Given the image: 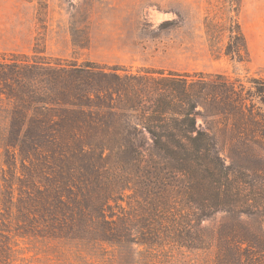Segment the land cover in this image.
<instances>
[{
	"label": "trees",
	"instance_id": "1",
	"mask_svg": "<svg viewBox=\"0 0 264 264\" xmlns=\"http://www.w3.org/2000/svg\"><path fill=\"white\" fill-rule=\"evenodd\" d=\"M226 36L223 55L245 61L232 18ZM263 105L261 78L0 54V264L25 261L14 241L40 243L54 264L70 263L67 248L84 264L207 250L203 221L264 208L220 156L248 154L242 140L264 143ZM248 234L238 221L224 227L215 244L230 252L224 262L245 264L240 245L264 248Z\"/></svg>",
	"mask_w": 264,
	"mask_h": 264
},
{
	"label": "rangeland",
	"instance_id": "2",
	"mask_svg": "<svg viewBox=\"0 0 264 264\" xmlns=\"http://www.w3.org/2000/svg\"><path fill=\"white\" fill-rule=\"evenodd\" d=\"M230 18L246 41L248 55L242 62L223 55ZM0 54L35 55L62 64L92 62L132 71L147 68L264 80V0H239L238 5L233 0H0ZM260 109L264 114V105ZM236 148H246L248 154L225 147L222 160L244 175L248 198H252L249 194L263 198L264 143L242 140ZM12 171L20 177L18 161ZM6 172L0 163L2 187ZM246 213L238 219L218 213L203 221L210 240L207 250H165L144 257L149 264H230L221 257L230 252L216 247L224 227L238 221L245 234L264 240V208ZM14 242L23 248L17 260L25 259L15 264H54V257H47L50 252L40 243ZM67 249L69 264H84L78 249ZM237 251L245 264H264V248L254 250L243 244ZM251 252L252 262L247 263L245 255Z\"/></svg>",
	"mask_w": 264,
	"mask_h": 264
}]
</instances>
